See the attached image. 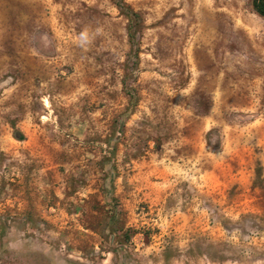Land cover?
<instances>
[{"label":"rangeland","instance_id":"1","mask_svg":"<svg viewBox=\"0 0 264 264\" xmlns=\"http://www.w3.org/2000/svg\"><path fill=\"white\" fill-rule=\"evenodd\" d=\"M0 264H264L252 0H0Z\"/></svg>","mask_w":264,"mask_h":264},{"label":"trees","instance_id":"2","mask_svg":"<svg viewBox=\"0 0 264 264\" xmlns=\"http://www.w3.org/2000/svg\"><path fill=\"white\" fill-rule=\"evenodd\" d=\"M117 6H120V10L124 15L131 21V23L136 26L139 23V16L129 8H126L123 4L118 3ZM253 11L260 17L264 18V0H252ZM128 11V12H127Z\"/></svg>","mask_w":264,"mask_h":264}]
</instances>
